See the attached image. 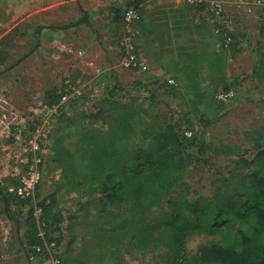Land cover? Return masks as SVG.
Returning <instances> with one entry per match:
<instances>
[{"label": "rangeland", "instance_id": "obj_1", "mask_svg": "<svg viewBox=\"0 0 264 264\" xmlns=\"http://www.w3.org/2000/svg\"><path fill=\"white\" fill-rule=\"evenodd\" d=\"M128 8L138 11L133 42L138 57L146 65L144 70L123 64L124 52L118 41L123 23L114 22L112 15L118 11L123 16ZM81 9L87 12L90 25L57 27L76 19ZM223 14L226 22L183 0H0V41L9 36L10 42L9 59L0 66V192H9L17 184V177L30 162L28 140L35 138L41 149L42 174L35 194L37 200L52 196L54 201L52 214L59 215V229L52 226L49 235L58 242L56 254L60 264H168L164 262L165 248L143 250L128 244L124 232L130 219L125 206L71 191V176L78 178L86 169L84 157L107 140L112 127L108 111L95 115L93 107L98 106L96 101L113 84L129 89L135 81L143 82L154 91V105L149 109L153 114L175 118L183 134L195 132L213 148L251 150L250 137L255 132L264 133V73L253 72L264 53V35L260 34L264 0H231L225 4ZM160 16L170 18L169 28L176 38L174 45L166 43L163 52L156 54L152 52L156 40H151L153 44L145 38L140 40V29ZM191 23L206 34L190 39L187 33L192 31L185 28ZM174 24L185 28L176 32L175 28L181 27ZM219 27L229 28L239 48L224 61L222 83L229 84L233 92L223 100L224 107L211 101L193 107L190 94L180 83L177 96L157 89L156 82L177 79L185 63L178 60V50L191 47L193 50L186 52L204 51L205 55L219 50L222 36L215 32ZM198 71L201 87H206L217 99L223 84L215 88L214 71L208 68L207 59L198 65ZM66 81L72 82L79 94L64 104L57 116H48L39 103L47 90L58 91ZM131 92L126 96L128 101L138 95ZM200 116L208 121L207 125L198 119ZM46 118H50L48 123ZM131 127L133 138L127 145H142L138 122ZM59 138L67 151L64 154L55 145ZM211 164L212 167L204 168L193 160L186 163L188 191L207 197L219 191L230 163L228 159L214 157ZM182 189L183 185H178L175 192ZM29 204L10 200L11 217H7L0 200V264H52L47 256L28 258L25 229ZM164 205L151 209L146 220L158 217ZM4 219L9 224H3ZM113 225L117 226L111 228ZM218 238L192 233L186 239V251L194 254L200 246Z\"/></svg>", "mask_w": 264, "mask_h": 264}, {"label": "trees", "instance_id": "obj_2", "mask_svg": "<svg viewBox=\"0 0 264 264\" xmlns=\"http://www.w3.org/2000/svg\"><path fill=\"white\" fill-rule=\"evenodd\" d=\"M112 20L122 23L123 16L117 11ZM80 24H91L87 12L82 9L76 19L57 27L63 29ZM152 27L142 29L149 28L150 33ZM260 34L264 35V16ZM231 38L227 47L221 45L219 50H213L208 55L204 51L178 53V60H185V63L177 79H174L176 84L169 83L166 78L156 82L157 89L177 96V85L180 83L190 94L193 107L209 101L217 107H224L223 101L215 99V96L213 98L206 87H201L198 65L207 59L208 68L214 71L215 88L223 84L221 91L230 90L229 84L222 83L225 78L224 61L239 51L236 37L231 34ZM8 40L9 36H3L0 41V66L9 59ZM256 70L264 73V53L253 72ZM258 79L262 78L259 76ZM64 86L58 91L47 90L42 102L47 106L58 103ZM131 91L138 92V95L128 101L126 96L132 94ZM97 102L98 106L93 107L95 115L108 111L112 127L107 132V140L84 157L85 171L77 173L78 178L71 176V191L76 190L79 196L90 194L103 197L111 204L125 206L130 219L124 232L128 244L140 246L143 250L165 248V263L264 264V133L255 132L250 137L251 150L213 148L195 132L189 136L183 134L175 118L153 114L149 109L154 105V91L147 89L146 84L139 80L129 89L113 84ZM198 119L203 125L208 124L201 116ZM135 121L139 124L138 135L143 144L127 145L128 140L133 138L131 126ZM59 140L61 138L55 145L64 154L67 151ZM214 157L228 159L230 163L228 176H223L219 191L209 197L188 191L184 170L186 163L193 160L209 168ZM73 173L77 175L75 169ZM178 185H183V189L175 192ZM174 192L176 194L172 195ZM0 196L2 210L7 217H11L8 210L10 200L30 203L26 214V246L44 245L52 240L55 245L58 244L49 235L54 227L59 229V215L52 214V196L37 201L46 225L44 238L37 235L38 225L31 200L20 199L12 192H0ZM163 204V212L148 222V212ZM192 233L219 238L189 255L185 242Z\"/></svg>", "mask_w": 264, "mask_h": 264}, {"label": "built area", "instance_id": "obj_3", "mask_svg": "<svg viewBox=\"0 0 264 264\" xmlns=\"http://www.w3.org/2000/svg\"><path fill=\"white\" fill-rule=\"evenodd\" d=\"M231 0H183V2L189 4V5H197L205 8L206 10L210 11L211 14H213L217 20L222 22H226L224 17V10H225V4ZM235 1V0H234ZM138 11L133 8H128L123 15V31L122 34H120L118 41L119 46L124 52V58H123V64L125 66H130L132 68H138V69H146V65L144 62L138 57V54L135 49L134 45V37L137 31L134 29V24L136 20L139 18V15L137 13ZM228 27L225 28H216L215 32L220 34L222 36L221 45L224 47H227L229 43L231 42V33L228 32ZM167 81L169 83L176 84V81L173 78H167ZM79 94L78 88L75 87V85L69 81L65 82V86L61 92V97L58 103L53 104L52 106H47L42 101L39 103L41 105L42 109L46 112H48V116L55 117L59 114L61 108L64 104L69 102L71 99L76 97ZM233 95L232 90L228 91H219L216 94L217 99L223 101L226 98ZM50 118H46L45 122L48 123ZM185 135L189 136L190 133L185 131ZM28 143L30 145V151H31V157L30 162L26 169L17 177V184L15 186H12L9 188V192L14 193L16 196H18L20 199L24 200H31V203L33 204V214L36 217L37 225H38V231L37 235L43 236L45 235V221L41 217V206L37 205V199H36V189L39 185V182L41 181L42 174L41 170L39 168V165L41 163V149L40 144L38 141L33 138L29 139ZM45 240V239H44ZM45 242V241H44ZM28 258L30 260H35L37 256L43 255L47 256L52 260V264H60L61 259L56 254V245L55 242L52 240L50 242H45L44 245L41 244H33L31 247L28 248Z\"/></svg>", "mask_w": 264, "mask_h": 264}, {"label": "crops", "instance_id": "obj_4", "mask_svg": "<svg viewBox=\"0 0 264 264\" xmlns=\"http://www.w3.org/2000/svg\"><path fill=\"white\" fill-rule=\"evenodd\" d=\"M152 24H153V27H152ZM171 24L172 23H171V20L169 17L160 16V19H158V18L153 19L152 18L151 24H147V25L143 26V28L152 27L151 32L148 33L149 28L145 31L141 28L140 29V33H141L140 36H142V37H140V40H142V38L147 39L149 42H151V40H153V39L156 40V44L159 46L156 45V46L152 47V49H153L152 52L156 53V54L157 53L161 54V52H163L162 47H164L163 46L164 44L169 43V42H171L172 45L175 44V38L176 37L174 35L173 30L171 28H169V26H171ZM167 26H168V28H166ZM74 27H76V26H72L71 28H74ZM174 27H181V26H176V24H174ZM184 28L185 27L175 28V30L177 32V31H179V29H184ZM185 29L192 31V32L187 33V35L190 39H191V37H195L197 34L198 35H205L206 34V32L199 31L198 28H195V25H193L192 23H191L190 27L185 28ZM141 30H143V31L141 32ZM191 34H193V35H191ZM151 43L153 44V42H151ZM190 48L191 47H187L186 49H180V50H178V52L193 50ZM4 221H5V223H3V224H9V221H7L5 219H4Z\"/></svg>", "mask_w": 264, "mask_h": 264}]
</instances>
